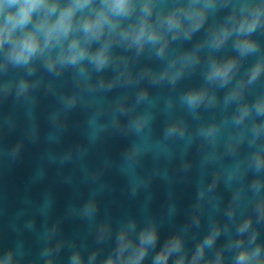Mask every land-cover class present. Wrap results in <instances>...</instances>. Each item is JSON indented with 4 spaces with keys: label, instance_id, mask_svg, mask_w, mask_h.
I'll list each match as a JSON object with an SVG mask.
<instances>
[{
    "label": "clouds",
    "instance_id": "1",
    "mask_svg": "<svg viewBox=\"0 0 264 264\" xmlns=\"http://www.w3.org/2000/svg\"><path fill=\"white\" fill-rule=\"evenodd\" d=\"M0 264H264V0H0Z\"/></svg>",
    "mask_w": 264,
    "mask_h": 264
},
{
    "label": "water",
    "instance_id": "2",
    "mask_svg": "<svg viewBox=\"0 0 264 264\" xmlns=\"http://www.w3.org/2000/svg\"><path fill=\"white\" fill-rule=\"evenodd\" d=\"M30 164V158L26 159L25 163L17 168L14 176L9 181V190L11 193H15L16 189L22 186L23 180L25 179ZM63 196V193H61Z\"/></svg>",
    "mask_w": 264,
    "mask_h": 264
}]
</instances>
